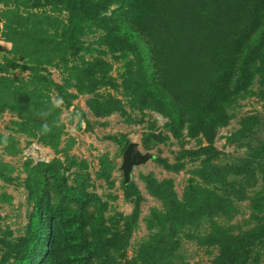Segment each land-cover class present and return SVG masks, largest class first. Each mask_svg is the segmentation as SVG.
<instances>
[{"label": "rangeland", "instance_id": "rangeland-1", "mask_svg": "<svg viewBox=\"0 0 264 264\" xmlns=\"http://www.w3.org/2000/svg\"><path fill=\"white\" fill-rule=\"evenodd\" d=\"M147 7L154 77L123 46L122 0H0V264L37 230L25 264H264L243 241L264 225V54L234 89L223 54L179 45L215 29L233 57L264 0ZM131 141L155 159L124 185Z\"/></svg>", "mask_w": 264, "mask_h": 264}, {"label": "trees", "instance_id": "trees-1", "mask_svg": "<svg viewBox=\"0 0 264 264\" xmlns=\"http://www.w3.org/2000/svg\"><path fill=\"white\" fill-rule=\"evenodd\" d=\"M122 1L128 4L132 11L131 13L120 15V19L117 21L124 48H134L135 57H138L142 66L146 68L148 74L152 76L155 73L160 75L156 63L159 51L158 48L154 46V44H156L155 31L146 26V19L143 17V15L147 16L146 12L149 11L147 6L150 4V0ZM221 4L222 3L219 4L221 11L227 14L234 12L229 4H226L224 7ZM116 13L118 14L119 10H116ZM257 22L259 23L252 30L247 29V27L243 30V33H245L244 41L238 49H236L233 57L226 54L223 49L219 47L218 43L214 42L213 33L215 32V29L211 30V33L202 34L203 36L200 38L204 39L203 41L196 37H191L190 39L181 37L179 45L182 49L186 50L185 53H187V55L192 58L195 57L197 61H202V55L212 57L213 53L223 54V64L228 65L230 68V73H227L228 75L226 77L225 86L226 88L233 87L236 89L241 87L242 84L248 82L256 60L264 54V11ZM186 31H188V29H185L183 32ZM169 35L171 34L169 33ZM262 68H264V61ZM262 72L264 74V69H262ZM108 138L118 140V137L116 136H110ZM158 161L164 162L162 159H159ZM129 189L131 191H137L134 185H130ZM36 232L37 233L29 238L27 249L24 252L25 256L23 264H25L26 261H33L36 258V254L42 250V245L39 243L42 238L40 237L41 231L39 232L37 230ZM245 240L264 244V225L258 229H254L243 239V241ZM243 248L247 250L245 246Z\"/></svg>", "mask_w": 264, "mask_h": 264}, {"label": "water", "instance_id": "water-1", "mask_svg": "<svg viewBox=\"0 0 264 264\" xmlns=\"http://www.w3.org/2000/svg\"><path fill=\"white\" fill-rule=\"evenodd\" d=\"M139 147L137 141H131L123 152L121 169L124 176V185H128L131 182L135 166L146 164L155 159V154L152 151H143Z\"/></svg>", "mask_w": 264, "mask_h": 264}]
</instances>
